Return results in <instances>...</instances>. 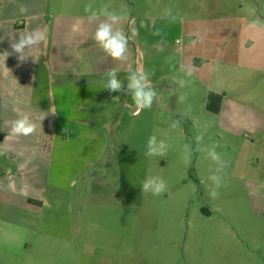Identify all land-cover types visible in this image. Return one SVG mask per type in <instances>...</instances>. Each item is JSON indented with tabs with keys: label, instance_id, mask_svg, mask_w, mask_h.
I'll return each instance as SVG.
<instances>
[{
	"label": "rangeland",
	"instance_id": "374dc122",
	"mask_svg": "<svg viewBox=\"0 0 264 264\" xmlns=\"http://www.w3.org/2000/svg\"><path fill=\"white\" fill-rule=\"evenodd\" d=\"M126 10L132 18L126 37L156 95L151 107L122 126L120 110L107 116L118 100L97 103L94 141L103 143L104 155H92L87 169L107 177L108 191L97 179L92 196L84 198L80 180L70 197L72 215L91 207L83 220L99 222L95 203L100 207L107 200L106 223L110 232L118 227L119 239L112 246L109 237L108 252L118 264H264V217L257 216L255 197L247 192L264 181V146L249 132L244 115L246 109L264 114V69L244 66L236 34L224 60L209 72L195 70L192 60L204 63L203 51L238 29L239 19L264 29V0H131ZM177 60L183 66L170 71ZM210 89L227 91L233 119L223 121L205 109ZM152 136L157 147L163 142V155L146 154ZM213 150L220 161L211 158ZM151 176L166 182L164 193L142 191ZM214 176L221 184L215 198L209 194Z\"/></svg>",
	"mask_w": 264,
	"mask_h": 264
},
{
	"label": "crops",
	"instance_id": "0c3cea01",
	"mask_svg": "<svg viewBox=\"0 0 264 264\" xmlns=\"http://www.w3.org/2000/svg\"><path fill=\"white\" fill-rule=\"evenodd\" d=\"M130 4L131 0H0V53H11L5 61L0 56L2 264H118L117 256L108 252L109 237L112 246H117L119 239L118 227L110 232L106 223L107 200L100 207L95 203L94 211L99 210L100 221L93 223L82 217L87 212L93 213L91 207L79 208L72 215L74 199L70 197L80 180L84 182L81 184L84 198L92 196L91 182L97 179L108 191L107 177L97 178L87 169L92 155L96 158L104 155L103 143L94 141L100 124L93 119L97 103L114 98L132 109L130 118L141 113L128 88L129 77L142 74L131 47L132 39L127 38L128 47L122 60L112 59L94 39L96 27L103 22L112 23L113 31L122 30L126 36V26L132 21L126 10ZM88 5L91 8L86 11ZM106 11L116 13L119 19L112 22ZM239 22L238 29L221 34L224 39L215 38L203 51L204 63L192 57L195 70L204 67L209 72L215 61H223L235 34L244 66L264 69V29L253 28L245 19ZM45 25L46 55H39L41 45H34L25 50V59L19 60L10 44ZM211 56L213 61L209 59ZM177 63L170 71L183 66V62ZM112 70L122 84L117 92L103 88ZM146 79L153 88L151 77ZM170 81L175 83L174 78ZM206 92L222 94L217 114L225 117L223 121L235 117L226 90ZM244 115L249 132L255 135L254 139H262L264 146V136L258 135L264 132V114L246 109ZM22 116H28L37 125L29 136L11 132L12 122ZM94 149L100 150L94 153ZM255 186L256 189L248 188L247 192L255 197L257 216L264 217V181Z\"/></svg>",
	"mask_w": 264,
	"mask_h": 264
},
{
	"label": "clouds",
	"instance_id": "9594fccd",
	"mask_svg": "<svg viewBox=\"0 0 264 264\" xmlns=\"http://www.w3.org/2000/svg\"><path fill=\"white\" fill-rule=\"evenodd\" d=\"M91 8L90 5L86 6V11ZM95 15V14H94ZM105 15L109 20L115 22L119 19L116 13L105 12ZM95 41L101 46V48L114 60L124 59L125 52L128 47V40L122 30L113 31V24L103 22L98 24L94 34ZM48 42V27L42 26L36 31L21 36L18 40H15L10 44L12 52L18 55V59L23 61L25 59L24 53L26 49L31 48L34 45H41L39 48V55H46ZM11 53H0V56L5 58ZM111 92H117L122 89V84L117 79L116 72L114 70L109 71L107 82L103 86ZM128 88L132 91V100L139 110L149 108L152 105L153 99L156 95L149 85L144 74H133L129 77ZM43 119V117H42ZM37 125L28 116H22L14 120L11 124V132L17 136H29L36 131ZM147 155H163V142L159 147L156 146V137L149 138ZM211 158L214 161H220V156L213 150L210 152ZM216 181L215 186L210 190V196L215 198L218 195V189L221 187L218 177H212ZM167 190L166 182L157 176L148 177L142 184V191L151 193L153 195H160Z\"/></svg>",
	"mask_w": 264,
	"mask_h": 264
},
{
	"label": "trees",
	"instance_id": "16d2710c",
	"mask_svg": "<svg viewBox=\"0 0 264 264\" xmlns=\"http://www.w3.org/2000/svg\"><path fill=\"white\" fill-rule=\"evenodd\" d=\"M222 101V94L208 92L206 95L205 109L212 113H218Z\"/></svg>",
	"mask_w": 264,
	"mask_h": 264
},
{
	"label": "water",
	"instance_id": "95a60500",
	"mask_svg": "<svg viewBox=\"0 0 264 264\" xmlns=\"http://www.w3.org/2000/svg\"><path fill=\"white\" fill-rule=\"evenodd\" d=\"M115 109H116V111L120 110V112H121V116L122 117L120 118V124H118V125L122 126L125 123V121H127L129 119V116H130V113H131L132 109L127 107L126 105H124L121 102H117L116 106L107 108V113H108L107 116L110 115V113H109L110 110L114 111Z\"/></svg>",
	"mask_w": 264,
	"mask_h": 264
}]
</instances>
